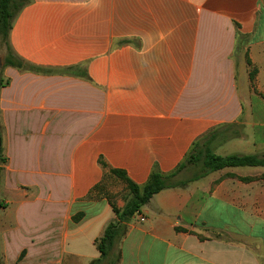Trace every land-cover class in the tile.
<instances>
[{"label":"crops","instance_id":"0c3cea01","mask_svg":"<svg viewBox=\"0 0 264 264\" xmlns=\"http://www.w3.org/2000/svg\"><path fill=\"white\" fill-rule=\"evenodd\" d=\"M8 42L42 72L0 60L2 264H264V167L192 176L127 222L94 191L178 176L197 144L264 156V0H30Z\"/></svg>","mask_w":264,"mask_h":264},{"label":"trees","instance_id":"16d2710c","mask_svg":"<svg viewBox=\"0 0 264 264\" xmlns=\"http://www.w3.org/2000/svg\"><path fill=\"white\" fill-rule=\"evenodd\" d=\"M29 1L30 0H0V38L2 39V42L8 45V47H9L8 40L12 29L13 21L20 13V11L29 3ZM9 50L15 62L10 63V61H7V63H5V66H13V67H17L18 69L30 70L34 72H42V70L37 69L35 67H31L27 65L25 62L21 61L12 53L10 48ZM247 63L251 69L250 79L252 82H254L257 74V70L253 68L252 63L249 60ZM199 148H203V147L197 144V146H195L194 152L188 157L187 162L181 166L179 172L183 170L187 164H192L197 160L199 154L196 155L197 154L196 152L199 150ZM206 148H207V152L205 154V158L203 162L202 175L210 174L226 168L264 167V156L232 155L228 157H221L214 155L211 152L210 148L208 147ZM201 151L202 150L200 149L198 152L201 154L202 153ZM2 164H4V159L0 157V179L2 172V168H1ZM176 177L177 174H173L169 177H163L162 175L155 173L151 176L148 184L145 187L140 188L127 176V173L125 171L113 169L110 170L109 173L101 181V183L95 187L94 191L98 192L100 195L106 196L110 201L112 199H110L109 195H107L106 193L109 190V187L107 185L108 179L115 178L123 182L130 191V193L132 194L133 200L128 205V207L126 206L127 209H125L123 212H121L116 207H114V205L112 204L111 205L113 207V211L117 214L120 221L123 218L124 221L127 222L129 221L130 218H132V216L135 213L139 212L141 207L145 206L154 195L160 193L165 189L173 188L174 186H176L177 184L171 183V180ZM1 207H3L2 203H0V208ZM81 217L82 215H80L78 218ZM117 227H118L117 225L110 226L106 230L103 238L99 242L98 249L103 257L108 255V253L112 248L113 239L117 236ZM0 264H2L1 258H0Z\"/></svg>","mask_w":264,"mask_h":264},{"label":"rangeland","instance_id":"374dc122","mask_svg":"<svg viewBox=\"0 0 264 264\" xmlns=\"http://www.w3.org/2000/svg\"><path fill=\"white\" fill-rule=\"evenodd\" d=\"M0 60H2L3 65H5L7 61H10V63L15 62L9 50L8 45L2 42L1 38H0ZM78 71H79L78 69H72V70L65 71V72H68V73L76 72L77 73ZM200 149L202 150L201 154L198 152ZM199 150L196 152L197 153L196 155L199 154L197 160L192 164H187L186 166L187 170L181 171V173H179V175L176 178L172 179L171 180L172 184L184 183L185 180L191 178L192 176L198 177L202 175L203 173L202 167H203L205 154L207 152V148L203 147V148H199ZM107 185L109 187V190L106 192L107 195H109L112 200L119 201L120 204L124 203L125 205L124 210L127 209L126 206L128 207V205L131 203V201L133 200V196L128 190V188L126 187V185L123 182L115 178L108 179ZM0 198H2L1 195H0ZM121 222H125L123 218L121 219ZM124 232H125V225L121 223V226L117 227V236L113 239L112 248L110 252L113 251L114 247L118 244L120 238L124 235ZM109 264H114V263L112 261V262H109Z\"/></svg>","mask_w":264,"mask_h":264},{"label":"water","instance_id":"95a60500","mask_svg":"<svg viewBox=\"0 0 264 264\" xmlns=\"http://www.w3.org/2000/svg\"><path fill=\"white\" fill-rule=\"evenodd\" d=\"M1 150H2V140H1V134H0V157H1Z\"/></svg>","mask_w":264,"mask_h":264},{"label":"built area","instance_id":"2783aa9c","mask_svg":"<svg viewBox=\"0 0 264 264\" xmlns=\"http://www.w3.org/2000/svg\"><path fill=\"white\" fill-rule=\"evenodd\" d=\"M142 221H144V219H142Z\"/></svg>","mask_w":264,"mask_h":264}]
</instances>
